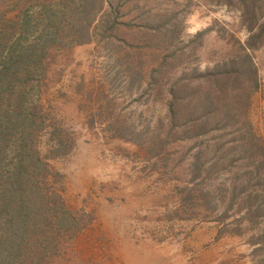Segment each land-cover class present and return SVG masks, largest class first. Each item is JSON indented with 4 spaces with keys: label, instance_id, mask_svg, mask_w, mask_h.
Returning a JSON list of instances; mask_svg holds the SVG:
<instances>
[{
    "label": "rangeland",
    "instance_id": "rangeland-1",
    "mask_svg": "<svg viewBox=\"0 0 264 264\" xmlns=\"http://www.w3.org/2000/svg\"><path fill=\"white\" fill-rule=\"evenodd\" d=\"M22 11L6 167L36 131L75 216L43 264H264V0H0Z\"/></svg>",
    "mask_w": 264,
    "mask_h": 264
},
{
    "label": "trees",
    "instance_id": "trees-1",
    "mask_svg": "<svg viewBox=\"0 0 264 264\" xmlns=\"http://www.w3.org/2000/svg\"><path fill=\"white\" fill-rule=\"evenodd\" d=\"M54 13L48 18L52 19ZM33 18L29 11L0 17V264L45 263L48 250L73 226L66 222L75 219L64 202L45 200V176L39 167L46 164L32 146L36 131L18 137L22 145L16 162L6 167V148L13 132L21 127L19 123H24L17 117L23 116L26 93L17 89L16 78L23 64L36 63L38 57V42L35 37L29 39ZM91 23L89 17L87 25ZM84 32L90 34L88 26ZM13 111L15 117H9Z\"/></svg>",
    "mask_w": 264,
    "mask_h": 264
}]
</instances>
